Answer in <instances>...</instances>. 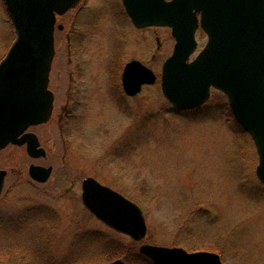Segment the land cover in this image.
<instances>
[{"label":"rangeland","instance_id":"obj_1","mask_svg":"<svg viewBox=\"0 0 264 264\" xmlns=\"http://www.w3.org/2000/svg\"><path fill=\"white\" fill-rule=\"evenodd\" d=\"M114 4L90 0L85 14L89 20L92 15V26L75 33L80 49L68 43L67 30L56 32L50 74L55 111L48 123L30 128L47 158L32 159L26 146L0 153V167L9 170L0 199V261L153 264L139 253L141 245L150 244L189 252L219 248L223 264H264V184L256 175L254 141L219 90L196 109L178 110L166 99L162 67L176 42L170 28L129 30L123 62L141 59L157 80L135 97L117 95L111 72L120 18ZM74 15L59 18L58 24L70 29ZM15 38L5 0H0V62ZM196 38L197 53L207 35L199 30ZM31 164L53 166L47 183L31 179ZM89 176L143 209L148 232L135 242L137 256L127 251L134 244L130 237L83 205L81 183ZM33 207L52 211L56 218L45 217V228L34 231L32 224L22 223L23 212ZM38 234L47 240L45 246L31 245L29 239Z\"/></svg>","mask_w":264,"mask_h":264},{"label":"water","instance_id":"obj_2","mask_svg":"<svg viewBox=\"0 0 264 264\" xmlns=\"http://www.w3.org/2000/svg\"><path fill=\"white\" fill-rule=\"evenodd\" d=\"M78 2L5 0L16 38L0 62V150L9 144L26 145L30 156H45L37 135L27 130L52 116L54 94L49 82L57 17ZM124 5L136 27L171 29L176 43L163 64L161 87L176 109L201 107L212 88L227 96L235 120L254 141L259 155L256 175L264 184V0H124ZM199 28L208 41L191 61ZM156 80L154 71L139 61L130 62L123 73L129 95ZM51 171V167L31 165L29 174L43 183ZM5 175L0 170V195ZM82 201L114 230L137 242L146 238L143 209L117 190L87 177ZM139 253L153 264H223L218 253L188 252L181 247L143 244ZM109 264L125 263L117 259Z\"/></svg>","mask_w":264,"mask_h":264},{"label":"flooded vegetation","instance_id":"obj_3","mask_svg":"<svg viewBox=\"0 0 264 264\" xmlns=\"http://www.w3.org/2000/svg\"><path fill=\"white\" fill-rule=\"evenodd\" d=\"M89 2H90V0H79V2L73 8H71L70 10H68L65 14L57 17L56 30H55V45H56V32H57V30H59V31H65V30H67L68 31L67 32V41H68V43L69 44L74 43V44H76L77 49H80L79 41H78V38L76 37L75 33H76V31L78 33H81V34L82 33H85V32H88V31H85V30L87 28H89V27L92 26L91 25V22H90V21H92V19H91L92 15L91 14L88 15L90 17V20H89L88 17L86 16V14H85V11L88 8ZM114 3H115L114 4V7H116V10L118 12L117 17L120 18V23L117 24L116 26L119 27L120 29H119V31L116 30L114 32L115 36L113 38V40H116L115 41L116 51L114 53V57H113V60H112V72L111 73L113 74V76L116 77V80H112L113 81L112 87H113V89H115L114 92L115 91L117 92V95H123L125 97L132 98V97H135V96L141 94L143 92V89L147 85H143L142 88H141V90H140V92L137 93L136 95H129L126 92L125 87H124V83H123V73H124V70H125L126 66L130 62H132V61H139L143 65H145V66H147V65L144 62H142L141 59H138V58L131 59L129 61L123 62L124 59L122 58L123 57V50L122 49H123V46L125 44V40L124 39H125L126 36H128V32L130 33L129 30H134L133 32H142V31L147 30L150 27L138 28V27H136L133 24L130 16L127 13L126 7L124 5V0H114ZM74 11H75L74 18L76 19V21H73V20H71V18H69L70 19V24H71L70 29L69 28L67 29V26L65 24H58V19L59 18L65 17L67 15H70ZM59 25H62V29H59ZM199 30L203 31L202 29H199ZM76 40H77V43H76ZM200 51H198L194 55V58L198 55V53ZM55 56H56V52H55ZM55 56H54V58H55ZM119 72H121V77L120 78L118 76ZM49 89L53 92V90L50 88V82H49ZM53 94H54V109H53V112H52V116H53L54 111H55V99H56V96H55V93L54 92H53ZM52 116H51V118H52ZM51 118H50V120H51ZM41 125H43V124H41ZM41 125H38V126H41ZM38 126H34V127H38ZM34 127H32V128H34ZM29 131H30V129H29ZM30 132H32V131H30ZM32 133L36 134L35 132H32ZM36 135H37L38 140L40 142V147L44 148L42 146V143H41V140H40L38 134H36ZM11 146L12 147H16V146L17 147H23V146H26V145L19 146V145L9 144L7 147H5L2 150H0V153H2L3 151H5L7 148H9ZM44 150H45V153L46 154H45V156H42V157L34 158V157L30 156L29 154L28 155L32 159H34V160L40 159V158H47V156H48L47 150L45 148H44ZM31 165L42 166V167H45V168H50L51 167L52 168V171H51V174H50L48 180L52 176V173H53V170H54L53 169V166L46 167V166L39 165V164H31ZM31 165H30V167H31ZM30 167H29V170H30ZM0 170L6 171V175H5V178H4L3 189H2V192H1V195H0V199H1L2 198V195H3V192L5 190V185H6V180L8 178V175H9V170L4 169L2 167H0ZM31 179L34 182L39 183V184H45V183L48 182V180L46 182H43V183L42 182H38V181L34 180L32 177H31ZM85 179H83L82 180V183H81L82 194H83V182H84ZM82 194H81V200H82ZM82 203H83V201H82ZM83 205H84V203H83ZM22 215L24 216L23 219H22V223L25 224V226H27L29 224H32V227L34 228V231H35V228H37V227H41L42 226L43 228H45V226H46V219L47 220H50V221L51 220L53 221L54 218H56V216L54 217V213L52 211H48L47 209H45L43 207H33L31 209H26L23 212ZM45 217H46V219H45ZM19 222H20V220H19ZM43 222H45V223H43ZM14 229L21 230L20 228H18V226L17 227L14 226ZM37 232H38V229H37ZM34 240H35V242H33ZM29 241L32 243L31 245L37 244V245H42L43 246L44 244H46L45 242L47 240L41 238V236L38 234L37 236L34 235L33 238H30ZM0 263L10 264V263L4 262V261H0Z\"/></svg>","mask_w":264,"mask_h":264},{"label":"trees","instance_id":"obj_4","mask_svg":"<svg viewBox=\"0 0 264 264\" xmlns=\"http://www.w3.org/2000/svg\"><path fill=\"white\" fill-rule=\"evenodd\" d=\"M214 250L217 252V253H219L220 255H221V257H222V259H223V256H224V251L222 250V249H219V248H214ZM128 253L129 252H132V254H135V252H136V246H135V242H134V244L131 246H128ZM136 256H137V254H135Z\"/></svg>","mask_w":264,"mask_h":264}]
</instances>
